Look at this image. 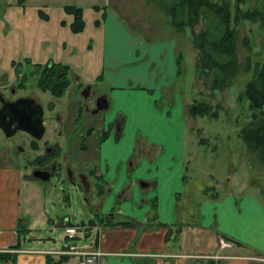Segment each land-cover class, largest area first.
<instances>
[{
  "label": "crops",
  "instance_id": "1",
  "mask_svg": "<svg viewBox=\"0 0 264 264\" xmlns=\"http://www.w3.org/2000/svg\"><path fill=\"white\" fill-rule=\"evenodd\" d=\"M3 3L40 11L36 15L41 14L45 22L50 20L54 11L57 27L50 31L55 34L56 42H68V36L72 38L90 28L88 32L98 35L101 44L102 70L93 76L85 72V76L109 84L108 90L101 92L109 105L104 124L93 127L100 130L96 152L98 162L84 166L85 171H92L96 178L88 179L85 187L86 193L93 198L89 203L87 230L74 239L79 248L97 250V264H264V197L242 192L239 188L228 190L234 194L227 193L224 197H209V193L204 192L193 207L187 206V197H181L185 173H182L180 164L184 162L185 165L186 161L181 104L179 99L175 102L165 93L166 85L156 82L155 75L149 72L152 59L160 57L162 52L160 42L156 45V41H145L125 27L130 25L122 12L127 9V3L123 0H103L100 4L97 0H4ZM66 5L81 8L83 26L80 30L71 28L74 15L67 11ZM116 14L126 23H122ZM33 31L37 32L36 24ZM165 52L168 57L169 50ZM58 55L64 60L61 53ZM59 57L53 61L61 62ZM174 57L173 54V73L176 75ZM31 61L35 65L41 62ZM132 61L140 63L124 65ZM118 64L120 68L115 67ZM124 67L127 69L122 71ZM166 72L170 73V70ZM74 73H78L75 82H82L81 73L72 68L71 74ZM130 77L142 87L158 90L159 103L143 90H110L113 87L120 89ZM61 111L62 121L64 110ZM128 121L133 122L128 138L133 148L122 156L115 155L114 146L108 145L110 134L114 131L117 142L113 143L117 145L123 134H128ZM86 126L83 133L87 135L85 143L81 141V134L76 149H88L86 144L93 129L88 134L89 127ZM64 132L60 135L63 141L58 140L60 150L57 156L62 154L63 160L70 163L72 150L68 149L72 136L67 134L69 130ZM66 140L68 144L64 143ZM76 162L81 164L79 159ZM124 170L125 175L122 174ZM28 173L15 162H0V251L9 253L11 264H77L79 254L59 253L57 250L66 240L64 226L85 222L84 219L72 220L70 216H62L57 222L62 231L58 238L53 235L55 233L35 234L31 246L22 242L20 232L25 235L38 229L32 220L36 212L31 203L34 197L40 196L38 189L44 182ZM59 197L69 196L63 194ZM42 216L41 222L52 221L45 208ZM190 217L205 227L204 235L208 230L207 239L206 235L197 238L192 226L181 225V218ZM56 243H59L58 247L54 246Z\"/></svg>",
  "mask_w": 264,
  "mask_h": 264
},
{
  "label": "rangeland",
  "instance_id": "2",
  "mask_svg": "<svg viewBox=\"0 0 264 264\" xmlns=\"http://www.w3.org/2000/svg\"><path fill=\"white\" fill-rule=\"evenodd\" d=\"M3 1L0 0V75L5 72L10 73L13 67L21 64H18L14 60H22L25 56L32 60H40L41 62L37 66L41 68L43 66L42 63L47 60H55L60 56L58 54L61 53V56H64L65 60L59 57L62 60L61 62L70 65L71 69H77L82 75L84 85H86L85 80H88V83L93 84H91V89L92 91L96 90L95 93H101L104 89L108 90L109 84L104 83V80H95L91 79L92 77L86 78L87 76H85V72L90 76L97 74L102 70L103 66L101 44L98 40V35L94 36V33L88 32L90 28H87L86 32L82 34L74 35L72 38L68 36L66 38L68 42H56L54 40L55 34L50 31L52 27H57L55 21L56 13L54 11L50 20L45 22L42 21L44 17L41 14H39V17L36 15V12L40 11H35L27 6H16L15 4L8 6ZM101 1L103 0H97L98 4ZM173 1L123 0V2L127 3V9L122 12L126 14L125 19L130 24H126L125 27L131 33L136 34L137 37L145 41H156V45L160 42V48L163 53L158 50V52H161L159 54L160 57L152 59L149 72L155 75L156 82L164 86L166 85L165 93H168L175 102L179 99L181 104V113L185 125L183 140L185 141L184 154L186 158V169L184 168V162L180 164L182 173H185V182L184 184L182 183L184 187L181 189L183 191L181 192V197H187L188 207L195 206L198 198L203 197L204 192L209 193V197H224L227 193L230 195L234 194L228 190L232 189L235 191L239 188L242 192L257 197H264V161H261V157L258 154L250 152L246 148L244 141L238 135L239 128L249 119L250 110L247 108L245 99L237 98L238 92L244 86L246 79L251 75L249 71H245L246 56L249 57L251 65L257 60H264V25L259 24L257 21L250 22L248 20H244L239 24V70L232 77L230 84L222 88L211 89L209 77L200 74L196 70L195 62L198 53L197 48L192 44L190 31L188 29L184 33L182 31H176L174 27L169 26L166 22L167 16L162 6ZM241 6L244 8L256 7V9L264 13V0H247ZM108 9L111 8L108 7ZM116 15L122 23H126V20L119 14ZM86 18H89L88 15H86ZM35 24L37 27L36 33L33 31ZM200 25L201 23H196L194 29L197 30ZM244 40L247 42H244ZM151 48L152 46H149V49ZM167 49L170 54H168V57L165 52ZM104 51L105 55L108 54L106 47ZM178 51L184 53L182 59L183 72L174 75L173 54L176 55ZM44 58H47L46 61L42 60ZM138 63L140 62L132 61L124 65L129 66ZM115 67L120 68V64ZM126 69L124 67L122 71ZM168 70H170V73L166 72ZM127 73H125L126 77ZM141 77L144 78V76ZM133 80L134 78L132 77L127 78V82L120 89L113 87L110 90L114 92H128L129 90L134 91L136 89L143 90L147 96H152L156 103H159L158 90H151L152 87L148 86L142 87L138 82ZM32 89H34L45 110L44 122L46 129L42 138H47L49 141L55 139L62 142L63 140L56 134V129H61L62 127L55 124L49 118L50 110H47L44 103L45 100L50 98L49 93L40 92L34 82L29 80L23 91L30 92ZM76 93L77 98H79V92ZM192 98H200L218 104L219 119L191 117L185 105ZM67 99L68 97L63 93L62 97L54 100L56 102L54 109H58V112L61 113L62 107H64L63 105ZM87 99H84L85 103L91 105L90 100L88 101ZM103 113L99 111L96 119L93 121L97 124L96 126L104 124L105 120L102 123L99 120L102 118L99 116L103 115ZM69 114L70 116L72 115V109ZM107 114L109 115V112ZM128 122V134H123L124 137H121L117 145L113 143V141L115 143L117 142L115 141L114 131L110 134L112 142L109 141L108 143L105 139V145L111 143L114 146V151H116L114 152L115 155L122 156L129 151L128 149L130 147L133 148V144L131 145L128 139L131 135L130 129L133 126V122ZM86 125L87 123L76 126L74 131L69 132L72 138H70L71 145H69L70 149L68 150H72V153H70V159H72L70 164L71 169H74V171H77L78 168L84 169V166L88 167V165L98 162L96 152L98 138L100 136L99 129H93L92 135L88 138V144H86L88 145L87 150L76 149L78 137L84 133ZM200 137H204L206 140L204 144L196 142ZM29 138L30 136L22 132L16 133L11 138H6L5 133L0 129V162L2 164L14 162L11 158L12 152H14L13 150L17 144L24 149L19 154V159L22 162L27 152H32L28 142ZM39 142L41 143V141ZM109 149L111 150V147ZM77 159L81 161V164H77ZM63 163L64 161L61 160L58 169L52 172L49 178L40 184L38 189L40 196L34 197L31 203L33 210L36 212L32 220L35 221V226L38 229L27 232L25 234L26 236L20 232L21 238L23 239L22 242L27 246H31L35 234L46 236L55 233L53 235L58 238L62 231L58 228L57 222L63 217L70 216L72 220L84 219L86 223L89 220V203L93 195L89 196L81 184L77 191L75 190L73 184L66 178ZM25 170L30 172V168H25ZM117 172L118 170H116ZM122 174L125 175V170L122 171ZM87 178L92 179L93 177L88 175ZM237 183H244V185H238ZM63 194H68L69 197H59ZM182 200L181 198L180 201L182 202ZM43 208H45L47 215L51 217L53 223L52 221H47L46 223L41 222ZM180 223L181 225L192 226L197 238L204 235L203 232L205 230L203 231V229L205 227L201 224L199 225L194 218H181ZM204 225L207 226L206 224ZM191 235L195 237L193 233ZM205 235L207 239L209 235L207 229ZM25 237H29V239H25ZM209 241H211L210 237ZM196 242L199 244L200 241L197 240ZM54 246L58 247L59 243H56Z\"/></svg>",
  "mask_w": 264,
  "mask_h": 264
},
{
  "label": "trees",
  "instance_id": "3",
  "mask_svg": "<svg viewBox=\"0 0 264 264\" xmlns=\"http://www.w3.org/2000/svg\"><path fill=\"white\" fill-rule=\"evenodd\" d=\"M245 2L247 0H174L162 6L169 26L183 33L187 29L190 31L192 44L197 48L198 53L196 70L209 77L211 89L230 84L232 77L239 70V24L248 20L264 25V13L256 7L244 8L241 4ZM65 8L74 15L71 28L80 30L83 26L81 8L74 5H66ZM198 22L201 25L195 30V24ZM183 54L182 51H178L174 57L176 74L183 72ZM41 68L42 73L37 85L54 96H61L71 82L70 66L51 62ZM58 68L61 70L58 71ZM246 70L251 75L238 92L237 98L246 100L250 112L248 121L239 128L238 135L244 141L246 148L258 154L261 161H264V60H257L251 65L249 57L246 56ZM185 106L188 114L193 118L219 119L218 104L192 98ZM85 137L86 135L83 138ZM196 142L204 144L206 140L200 137ZM59 150L60 147L57 146L52 155H58ZM11 258L8 252L0 251V264H11L9 263Z\"/></svg>",
  "mask_w": 264,
  "mask_h": 264
},
{
  "label": "flooded vegetation",
  "instance_id": "4",
  "mask_svg": "<svg viewBox=\"0 0 264 264\" xmlns=\"http://www.w3.org/2000/svg\"><path fill=\"white\" fill-rule=\"evenodd\" d=\"M14 61H16L18 64L20 63L21 64L13 67L10 73L5 72V73H1L0 75V120L2 121V123H5L4 125L5 129H7L8 131H12V134L10 135L5 134L6 138H11L18 132L26 133L28 136H30L28 142L32 152H27V155L23 158V161L21 162L19 159V154L22 153L24 149L22 148V146L17 144L15 149L13 150L14 152H12L11 160L14 161L16 164L20 165L22 168H30V171L33 168H45L54 172L56 169H58L61 160H63L62 154L59 157L52 155L55 149L57 148V146H59V142L58 140L55 139L53 141H49L47 138L46 139L42 138L46 129L44 122L45 110L43 104H41L42 102L34 92V89L30 90V92L23 91L25 85H27L29 80H32V82H34V84L36 85V87L39 89L40 92L49 93L50 98L45 100L44 103L46 105L47 110L48 111L50 110L49 118H51L55 124L60 125L62 127L61 129H56V134L59 135V137H61L60 135L63 130L65 131L64 134L67 133V130H69V132H72L75 130L76 126H81L86 123L89 127L88 132L91 133L93 127L97 125L93 121L96 119V116L99 111L98 110L94 112L93 109L95 108L97 97L104 93H97V92L95 93L96 90L92 91L91 84L89 83H86V85H84L82 82H79L78 80L75 82V80L78 79V73H74L72 75L70 71L69 76L71 82L69 87H67V89L64 92V94H66L68 99L66 100V103L63 105L64 107H62V109L64 110V116L61 121L58 109H54L56 103L54 100H56L57 97L52 95L51 92H49L48 90H43L37 85V80L42 73V68H36L35 63H33L31 59L27 56L23 57L22 60L19 59ZM59 70L61 69L58 68V71ZM85 91L87 92L86 96H84L83 94ZM76 92H79V98H77ZM27 98H33V100L39 103L42 107V121L44 124V132L42 136L38 138L33 136L31 133L16 127L18 122L17 118L23 115V111L27 110L29 113L32 110L31 108L32 106ZM86 98H88L87 99L88 101L90 100L91 105L85 103L84 99ZM71 109H72V115L70 116L69 113ZM105 116H106L105 112L103 113V115L99 116L102 118L104 117L103 119L102 118L99 119L101 120V123L102 121L105 120ZM6 119H10L11 123L9 124V120ZM69 132L67 133L68 135ZM84 136L85 135L81 136L82 142L85 139L83 138ZM65 139H68V136H65ZM39 141H41V143ZM65 142L66 144H68L67 143L68 140L64 141V143ZM63 161H64L63 165L65 166V171L69 172L68 176L73 177L75 180H78V182L82 185V187H84L86 182L85 179L88 175L95 177V173L93 174L92 171L88 170L90 172L89 173L88 171H85L80 168H78L77 171H74V169H71V164L69 163V161H65V160ZM79 174L81 175L84 174V176L82 177L84 179L83 184L81 183V178Z\"/></svg>",
  "mask_w": 264,
  "mask_h": 264
},
{
  "label": "water",
  "instance_id": "5",
  "mask_svg": "<svg viewBox=\"0 0 264 264\" xmlns=\"http://www.w3.org/2000/svg\"><path fill=\"white\" fill-rule=\"evenodd\" d=\"M84 96L87 95V92L85 91ZM31 104V112L28 113L27 110L23 111V115H21L20 117L17 118V125L16 127L27 131L29 133H31L33 136L35 137H41L43 132H44V125H43V121H42V107L39 103L35 102L33 100V98H27ZM16 103V102H14ZM108 107V100L106 99V97L102 94L100 96L97 97L96 103H95V108L93 109L94 112L98 111V110H104ZM9 120V124L10 119H6ZM5 123H2V121L0 120V128L3 130V132L6 135H10L12 134V131H8L7 129H5L4 127ZM31 174L41 180H47L49 178V176L51 175V171L45 168H33L31 171ZM69 174V172H68ZM80 178H81V182H84V179L82 178L84 176L79 174ZM74 186L75 190H76V185H75V179L73 177H66ZM86 186H88V182L86 181ZM77 191V190H76Z\"/></svg>",
  "mask_w": 264,
  "mask_h": 264
},
{
  "label": "built area",
  "instance_id": "6",
  "mask_svg": "<svg viewBox=\"0 0 264 264\" xmlns=\"http://www.w3.org/2000/svg\"><path fill=\"white\" fill-rule=\"evenodd\" d=\"M82 231H86L84 226H66L65 232L66 235L69 237H73ZM67 246V249L61 250V251H67V252H74V253H80L81 258L79 259L78 264H97V254L99 253L97 250H80L77 249L75 244H64Z\"/></svg>",
  "mask_w": 264,
  "mask_h": 264
}]
</instances>
